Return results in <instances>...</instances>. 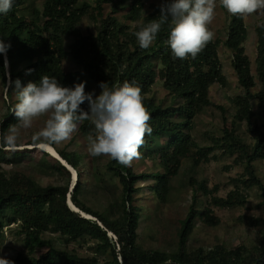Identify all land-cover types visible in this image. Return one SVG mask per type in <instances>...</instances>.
<instances>
[{
  "label": "trees",
  "instance_id": "obj_1",
  "mask_svg": "<svg viewBox=\"0 0 264 264\" xmlns=\"http://www.w3.org/2000/svg\"><path fill=\"white\" fill-rule=\"evenodd\" d=\"M26 1L13 0L11 10L6 15L0 14V39L11 45L7 51L11 89L15 91L17 79L27 85L29 81L39 82L43 75L55 77L64 86H74L77 78L64 67L68 59L95 84L103 81L111 88L125 81L135 82L142 89L153 131L145 135L139 148L140 157L134 160L139 165L149 163V171H136L132 165L123 166L110 157L101 167L95 157L85 153L92 163L91 172L85 173L80 166L81 151L69 147L57 149L53 145L78 173L71 192L72 172L49 152L36 147L19 151L0 147V254L7 228L17 226L11 230L19 236L23 247L14 264H264V220L261 223L251 214L241 220L250 231L260 232L249 233L240 245L217 243L190 249L199 220L212 227L221 222L214 208L248 209V190L253 188L264 197V124L258 120L259 114L264 116V27L258 25L264 22L254 28L253 60L246 47L245 18L232 15L224 38L209 42L195 59L189 56L181 60L173 57L165 43L170 34L167 24L148 49L140 48L134 35L142 26L158 19L162 1L150 4L146 12L145 0H45L41 8L35 7L32 19L20 13ZM85 18L94 25L87 33L81 29ZM223 45L231 52V64L243 91L230 99V107L217 105L210 98L214 84L222 87L228 84L219 59V48ZM0 79L6 87L2 53ZM157 82L168 92L164 97L155 96ZM254 89L258 91L253 92ZM82 107L87 108V103ZM208 107L221 112V135L208 131L209 143L200 146L192 135L193 122ZM16 123L14 114L0 116V144L4 147H7L4 134L9 125ZM241 126L253 138V144L239 135ZM92 130L89 121L83 122L74 140L79 136L87 139ZM23 145L34 146L32 140ZM216 151L229 158L237 156L233 164L243 167L242 173L232 177L234 188L224 197L218 196L217 187L209 188L207 179L197 178L201 162ZM21 156L35 157L37 168L45 174L63 173L62 183L44 186L23 172L6 174L4 164H11ZM158 164H163L164 169H159ZM87 177L91 178L90 183ZM140 181L152 182L143 187ZM179 191H191L192 198L187 215L176 229V251L145 249L139 233L142 216L150 214L145 207L156 200L160 209H164ZM84 196L99 202L102 210L92 211L82 201ZM69 199L80 212L69 206ZM161 213L156 218H162ZM80 241L81 249L69 246ZM88 241L93 242L96 253L85 250L84 243ZM105 253L110 257H102Z\"/></svg>",
  "mask_w": 264,
  "mask_h": 264
},
{
  "label": "clouds",
  "instance_id": "obj_2",
  "mask_svg": "<svg viewBox=\"0 0 264 264\" xmlns=\"http://www.w3.org/2000/svg\"><path fill=\"white\" fill-rule=\"evenodd\" d=\"M161 1L158 19L134 33L140 48L148 49L162 26L167 24L170 34L165 43L170 46L173 57L195 59L215 36L209 25L215 19L217 0ZM219 4L228 14L241 19L254 13L264 15V0H219ZM12 5L13 0H0V14L6 15ZM10 47L0 39V53L4 56L7 81H10L8 88L13 84L7 53ZM14 85L17 103L13 113L17 123L9 125L3 137L4 144L12 149L18 147L20 129L31 128L40 117H46L44 126L33 134L32 143L47 152H52L53 145L70 140L79 125L89 121L93 130L87 136L88 154L108 156L130 167L134 159L140 157L139 148L144 144L145 135L153 131L142 89L135 82L125 81L110 88L107 82L101 81L99 95L94 90L85 91L86 81L68 87L48 75H43L39 82L29 81L27 85L17 79ZM85 103L87 108L82 107ZM0 264L14 262L0 257Z\"/></svg>",
  "mask_w": 264,
  "mask_h": 264
},
{
  "label": "rangeland",
  "instance_id": "obj_3",
  "mask_svg": "<svg viewBox=\"0 0 264 264\" xmlns=\"http://www.w3.org/2000/svg\"><path fill=\"white\" fill-rule=\"evenodd\" d=\"M84 1L92 0H82V2ZM159 1L161 0H145L146 12L150 10V4L158 3ZM44 2L45 0H27L21 8L20 13L28 15L32 19L34 17L33 11L35 7L41 8ZM229 21L230 14H228L227 11L220 6L219 0H217L215 19L213 20L212 24L209 25L210 30L215 33L213 40H216L217 37L224 38L226 26ZM245 21L248 26V36L246 41L247 52L253 60L256 55V34L254 28L257 24L264 22V15L254 13L246 17ZM81 29L83 33H87L89 30L94 29V25L91 24L88 19H85L82 23ZM66 43L68 44V40L66 41ZM219 59L222 64L224 73L228 79V84L226 85V87H222L220 84H214L210 88V98L212 102L217 105L230 107V99L235 95L242 93L243 91L239 86L231 64V52L224 45L219 48ZM64 67L66 71L72 72L74 74V76L77 78L78 83L86 81V92H92L94 90L96 95L100 94L102 90L100 89L99 85L92 82L86 75V73L80 67H78V65L72 59L65 60ZM9 82L10 81L8 80L6 87H3L2 81L0 79V116L2 115L3 117H5L7 114L8 116L10 114H14L13 109L15 104L17 103L16 96L12 95L15 94L14 90L7 87ZM154 91L156 92V97H164L168 93L163 88L160 82L156 83V85L154 86ZM257 91L258 90L256 89L253 90V92L255 93ZM231 109L233 110V107ZM45 119L46 117H40L33 122L31 128L20 129V138L17 148L12 149L8 146L4 147L3 143L0 144V147L6 150L13 151L34 149L35 146H24L23 144L32 140L33 134L39 131L44 126ZM258 120L259 123L264 124V116L262 114L258 115ZM221 128L222 115L220 110L216 107H208L200 115L194 118L192 135L200 146H204L209 143L206 133L209 131L221 135ZM238 133L247 143H254L253 138L248 135V133L245 131L244 126H241L239 128ZM74 137L76 138V132L73 133V136L70 140L62 142L59 145H56V147L57 149L69 147L70 149L81 151L83 153V159L80 163V166L83 168V170L87 171L85 173H90L92 170V163L90 157L87 156V139L83 136H79L78 140L76 141L74 140ZM216 152L217 153H213L209 156L210 160L205 159L201 162L200 165L202 169L199 173H197V178L199 181H202L204 178L207 179L209 188L214 189L215 187H217L219 189L218 196L224 197L225 193L234 188L235 182L232 180V177H236L237 173H242L243 167L233 164L234 159H236L237 156L229 158L225 155H222L220 151ZM85 153H87V155H85ZM49 154L52 155L51 153ZM215 155H218V158H214ZM108 159V156H100L95 157L94 161L97 162L98 166L102 167L103 164L107 163ZM49 161L50 163H53V161ZM132 166L136 171H149V163L147 162H143L141 163V165H139L134 160L132 162ZM157 167L161 170L164 169L163 164H158ZM3 169L4 172L9 175L18 171L23 172L26 175L33 177L39 185H54L60 184L63 181V173L48 175L41 172L37 168V161L35 160V157L29 158L21 156L11 164H4ZM262 170H264V165H262ZM86 181L87 183H90L91 178L87 177ZM112 181L115 180L112 179ZM151 182L152 181H140V185L146 187V184H149ZM145 189V192H147V188ZM248 192L250 195L248 209L244 208L238 210L214 208V211L217 217L220 218L221 222H217V226L213 227L199 220L200 223L196 225L194 233L192 234L190 249H195L198 246L212 247L217 243H225L230 247H236L246 240L249 233H254L257 235L260 230L255 229L254 231H250V229H248L247 227V224H245L241 220V218L251 214L259 218L260 222L262 223L264 220V197L261 195V192L257 188L248 190ZM191 194V191L177 192L174 201H172V203L164 209H160V205L156 200H153V203H151L150 201L148 202V205L145 207V211H149L150 214L142 216L141 225L139 228L140 244L142 247L147 250L165 249L170 252L176 251V229L181 225L180 220L187 215L189 209L188 206L192 198ZM82 201L85 202L88 207L92 209V211L102 210V206L100 205V203L88 196L82 197ZM160 212H162V218H156V215H159ZM16 228L17 226H14V228L12 226L7 228L8 232L3 241V251L2 254H0V257L7 258L13 262L17 252L23 247L22 241L19 236H17L14 230H11ZM81 243L82 241L71 243L69 246L73 249H81L83 248L79 245ZM84 247L88 253L94 254L97 252V250L93 247L92 241H88L87 244L84 243ZM108 256L110 257L108 253H105L102 257Z\"/></svg>",
  "mask_w": 264,
  "mask_h": 264
},
{
  "label": "bare ground",
  "instance_id": "obj_4",
  "mask_svg": "<svg viewBox=\"0 0 264 264\" xmlns=\"http://www.w3.org/2000/svg\"><path fill=\"white\" fill-rule=\"evenodd\" d=\"M6 55H7V53H6ZM49 153H51L54 157H56L58 160L59 159H61V161H63V163L65 164V165H67V167L70 169V171L72 172V174H73V177H74V181H76V183H77V179H78V173H77V171L73 168V167H71L63 158H61V156L59 155V153L57 152V150L52 146V152H49ZM74 186H75V184H73L72 185V187H71V190H73L74 189ZM69 205L74 209V210H79L77 207H75V205L74 204H72V202H71V200L69 199ZM85 216H87L88 218H93V216H90V215H88V214H85V213H83ZM111 235H112V233H111Z\"/></svg>",
  "mask_w": 264,
  "mask_h": 264
},
{
  "label": "water",
  "instance_id": "obj_5",
  "mask_svg": "<svg viewBox=\"0 0 264 264\" xmlns=\"http://www.w3.org/2000/svg\"><path fill=\"white\" fill-rule=\"evenodd\" d=\"M60 161H61V159H59ZM61 163L64 165V166H66L67 167V165H65L64 163H63V161H61ZM68 168V167H67ZM69 169V168H68ZM70 170V169H69ZM73 184H76V181H74V177H73V181H72V185ZM71 192L73 191V190H70ZM69 196H71L70 194H69ZM68 204H69V202H68ZM70 206V205H69ZM73 209V208H72ZM74 210V209H73ZM77 212H80V210H76ZM83 214V213H82ZM84 215V214H83ZM85 216V215H84ZM86 218H88L87 216H85ZM91 219H93V220H96L95 218H91ZM111 236V235H110Z\"/></svg>",
  "mask_w": 264,
  "mask_h": 264
}]
</instances>
